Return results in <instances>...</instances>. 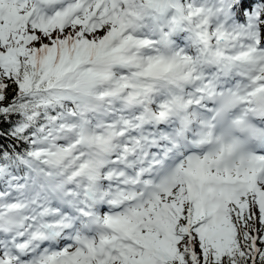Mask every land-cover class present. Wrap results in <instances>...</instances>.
Wrapping results in <instances>:
<instances>
[{"label": "snow or ice", "instance_id": "snow-or-ice-1", "mask_svg": "<svg viewBox=\"0 0 264 264\" xmlns=\"http://www.w3.org/2000/svg\"><path fill=\"white\" fill-rule=\"evenodd\" d=\"M0 264H264V0H0Z\"/></svg>", "mask_w": 264, "mask_h": 264}]
</instances>
